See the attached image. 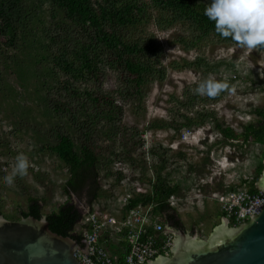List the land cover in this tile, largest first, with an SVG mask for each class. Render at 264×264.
Segmentation results:
<instances>
[{
	"label": "trees",
	"instance_id": "1",
	"mask_svg": "<svg viewBox=\"0 0 264 264\" xmlns=\"http://www.w3.org/2000/svg\"><path fill=\"white\" fill-rule=\"evenodd\" d=\"M206 4L207 0H0V63H6L4 58L11 60L10 64H5V69L15 70L14 75L21 83L33 81V99H40L38 103L47 118L57 120L51 122L48 129L49 133H55L56 142L44 143L39 149L55 154L66 166L68 178L63 191L68 199L77 195L93 206L105 196L104 181L112 176V167L117 162L138 171L133 178L140 181L145 172L153 169L154 175L149 178L151 189L134 193L126 210L139 204L153 205V212L160 215L163 225L186 227L169 202L170 196L180 195L181 186L173 184L165 171L167 148L154 145L144 152L138 124L122 122L124 106L117 102L118 99L130 102L132 113L145 112L142 103L150 86L166 80L167 67L161 58L163 46L146 27L154 25L160 31L182 27L174 42L187 51L202 48V44L215 37L235 42L231 37L216 33L215 23L204 14ZM37 8L42 9L40 18ZM5 48L15 54L8 56ZM170 65L173 69L180 67L178 62ZM194 65H205V75L210 69L207 58L201 54L193 61L184 59L181 67ZM106 68L117 72L120 85L112 92L90 85L93 80L101 82ZM184 96L185 104L201 99L194 91L184 92ZM253 113L256 120L243 126L242 135L236 134L230 126L219 125L225 141L242 136L245 142L252 140L264 147V106L255 108ZM184 117L185 122L175 125L154 120L148 129L175 127L179 130L200 125L189 116ZM136 150L140 158L132 155ZM147 154L155 161L150 168ZM177 154L185 159V153ZM208 156L209 151L203 159L206 161ZM263 172L264 153L254 176L249 177L250 192L259 191L258 182ZM113 174L119 181L124 178L122 171H113ZM233 189L231 185L222 192ZM45 201V198L29 197L20 219L46 216L53 232L71 236L83 246V236L77 231L84 217L81 209L67 201L57 210L43 214ZM3 214L0 202V215ZM221 214L226 217L222 210ZM230 224L236 225L234 220H230ZM120 245L121 250L115 251L117 264H125L127 247L124 242ZM105 246L112 249L110 243Z\"/></svg>",
	"mask_w": 264,
	"mask_h": 264
},
{
	"label": "rangeland",
	"instance_id": "2",
	"mask_svg": "<svg viewBox=\"0 0 264 264\" xmlns=\"http://www.w3.org/2000/svg\"><path fill=\"white\" fill-rule=\"evenodd\" d=\"M210 3L211 0H207L206 5ZM36 12L39 17L42 9L37 8ZM146 30L155 34L163 46L161 58L167 67V77L164 82H155L150 86L148 96L142 103L145 112L132 113L130 102L118 99L117 103L124 106L125 111L122 122L138 124L140 138L144 140V152L154 145L167 148L165 171L173 184L179 183L181 186L178 201L175 199L174 203L177 202V212L186 225L183 229L200 240H207L215 227L227 222H224L214 193H223L233 185L230 182L236 181L238 186L242 178L254 176L255 168L263 157L264 147L261 144L252 140L245 142L242 136L225 141L227 139L218 126H230L236 134L242 135L243 126L256 120L253 110L264 106V49L260 46L254 49L240 47L237 42L215 37L213 41L202 44V48L187 51L174 42L182 27L160 31L153 25L146 27ZM4 50L8 56L15 54V51H8L7 48ZM200 54L207 58L210 66L206 75L203 72L205 65L181 67L184 59L193 61ZM4 59L5 64H10L11 60ZM172 62H178L180 67L173 69L170 65ZM5 64L0 63V202L3 216L10 220L20 219L29 197H37L46 200L43 214L71 201L81 209L83 216L95 211L120 217L122 199L126 193L148 192L151 189L149 178L154 175L153 169L145 172L143 181H140L133 178L138 171L128 164L117 162L112 167L113 171L117 173L120 167L125 169L123 174L126 180L119 181L112 171V176L104 181L105 196L93 206L77 195L68 199L63 191L68 178L66 166L55 154L39 149L44 143L56 142L55 133H49L48 129L50 123L57 120L47 118L38 103L40 99H33L34 82L21 83V79L17 80L14 75L16 71L5 69ZM209 77L227 82L229 88L215 97L199 95L204 99L185 104L187 99L184 92H193L197 84ZM90 85L112 92L120 84L117 72L106 68L101 82L93 80ZM184 115L200 125H194L197 126L195 128L181 127L179 130L175 127L148 129L149 123L154 120L174 125L183 123ZM211 133L212 137L203 139ZM208 151L209 156L205 161L203 158ZM177 152L185 153V159L179 158ZM138 153V150L132 151L133 156L140 158ZM19 154L27 157L30 167L27 175L16 176L14 183L8 185L4 177L12 173ZM147 161L149 168L155 163L149 154ZM142 170L139 169V172ZM168 228L171 227L167 225Z\"/></svg>",
	"mask_w": 264,
	"mask_h": 264
},
{
	"label": "water",
	"instance_id": "3",
	"mask_svg": "<svg viewBox=\"0 0 264 264\" xmlns=\"http://www.w3.org/2000/svg\"><path fill=\"white\" fill-rule=\"evenodd\" d=\"M259 187L264 192V172ZM225 221L207 240L168 228L175 235L171 254L153 264H264V208L247 222L229 226ZM79 247L73 237L53 232L46 216L10 220L0 215V264H82Z\"/></svg>",
	"mask_w": 264,
	"mask_h": 264
},
{
	"label": "built area",
	"instance_id": "4",
	"mask_svg": "<svg viewBox=\"0 0 264 264\" xmlns=\"http://www.w3.org/2000/svg\"><path fill=\"white\" fill-rule=\"evenodd\" d=\"M120 171H126L119 168ZM245 180L233 184L235 189L226 193H214L226 219L234 220L236 225L244 223L259 215L264 208V192H250L248 176ZM124 177L122 181H125ZM244 185V187H241ZM241 187V188H240ZM140 193V192H139ZM144 193V192H143ZM177 195H172L169 202L176 206ZM134 198L133 192H128L122 199L121 211L126 210ZM79 231L83 236V247L76 251L82 264H117L118 256L111 253L104 245V236L110 239L123 240L126 243L127 253L125 264H153V261L162 254L169 256L173 248L175 235L162 224L160 215L153 212V205L139 204L126 210L122 216L109 212H88L79 224ZM161 237V239H158Z\"/></svg>",
	"mask_w": 264,
	"mask_h": 264
},
{
	"label": "clouds",
	"instance_id": "5",
	"mask_svg": "<svg viewBox=\"0 0 264 264\" xmlns=\"http://www.w3.org/2000/svg\"><path fill=\"white\" fill-rule=\"evenodd\" d=\"M204 14L209 20L215 23L216 33L224 38L231 37L240 47L254 49L258 46H264V0H211ZM228 88L229 84L227 82L217 81L209 77L198 84L194 93L212 98ZM212 134L213 133L208 134L203 139L206 140V137H212ZM29 167L30 164L27 157L23 154H19L16 157L12 173L4 177L5 183L12 185L16 176L23 177L27 175ZM173 207L177 209L176 206ZM125 211L124 209L122 214H124ZM171 229L169 230L172 231ZM110 240L113 241V239ZM116 240L118 241V239ZM120 242L118 241L116 243ZM122 242L124 241L122 240ZM109 251L113 253L111 249Z\"/></svg>",
	"mask_w": 264,
	"mask_h": 264
},
{
	"label": "crops",
	"instance_id": "6",
	"mask_svg": "<svg viewBox=\"0 0 264 264\" xmlns=\"http://www.w3.org/2000/svg\"><path fill=\"white\" fill-rule=\"evenodd\" d=\"M102 240H103V243L105 242L106 244L107 243H110L111 244V246H112V252L113 253H115L117 256H118V253L117 252H115L116 250H121V243H122V240H121V242L120 243H116V242H118L116 239H113V241H111L110 239H108L106 236H104L103 238H102ZM104 243V244H105Z\"/></svg>",
	"mask_w": 264,
	"mask_h": 264
}]
</instances>
